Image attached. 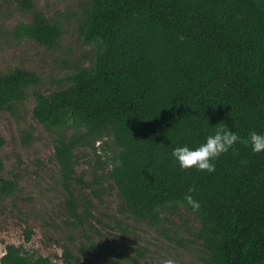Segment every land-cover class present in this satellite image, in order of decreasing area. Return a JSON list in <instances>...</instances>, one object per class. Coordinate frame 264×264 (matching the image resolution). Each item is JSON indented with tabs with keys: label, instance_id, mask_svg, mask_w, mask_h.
<instances>
[{
	"label": "trees",
	"instance_id": "1",
	"mask_svg": "<svg viewBox=\"0 0 264 264\" xmlns=\"http://www.w3.org/2000/svg\"><path fill=\"white\" fill-rule=\"evenodd\" d=\"M24 5L34 8L33 0ZM63 34L41 12L12 32L49 47ZM83 36L98 43L92 65L61 77L62 89L33 91L34 117L60 132L54 157L70 207L79 208L70 187L74 150L108 129L119 147L108 175L127 211L150 220L181 205L193 212L183 197L195 186L198 237L212 264H264V152L238 143L212 173L182 170L172 155L219 126L242 138L264 134V0H91ZM41 80L23 67L0 71V110L24 103ZM2 170L0 160V194L13 196L18 182ZM32 235L28 229L26 241ZM59 259L80 264L68 246ZM0 264L57 263L9 243Z\"/></svg>",
	"mask_w": 264,
	"mask_h": 264
},
{
	"label": "rangeland",
	"instance_id": "2",
	"mask_svg": "<svg viewBox=\"0 0 264 264\" xmlns=\"http://www.w3.org/2000/svg\"><path fill=\"white\" fill-rule=\"evenodd\" d=\"M33 2L30 9L24 0H0V71L23 67L42 79L24 103L12 111L0 110L1 175L16 180L19 187L13 196L0 194V257L5 246L13 243L51 256L57 264H61L64 246L70 247L80 264H160L165 258L176 264H212L198 237L200 222L183 205L167 208L159 220L140 218L125 209L124 199L108 175L119 151L108 129L74 150L76 179L70 187L79 208L70 207L54 157L60 132L46 129L34 117L33 91L62 89L61 77L92 65L98 43L83 36L91 0ZM37 12L63 27L56 45L13 37L14 27L30 21ZM28 132L32 133L30 141ZM64 133L72 135L71 130ZM28 229L33 230L30 241H26Z\"/></svg>",
	"mask_w": 264,
	"mask_h": 264
},
{
	"label": "clouds",
	"instance_id": "3",
	"mask_svg": "<svg viewBox=\"0 0 264 264\" xmlns=\"http://www.w3.org/2000/svg\"><path fill=\"white\" fill-rule=\"evenodd\" d=\"M238 143L250 146L254 153L264 152V134L253 130L249 132L247 137L242 138L231 129L219 126L212 134L206 137L205 142L195 149L188 146H178L173 150L172 155L178 161L182 170L195 168L197 171L212 173L215 171L214 161L230 150L237 151L235 145ZM195 192V186L189 187L183 197V202L193 212H198L201 204L194 198L193 193ZM160 264H176V262L171 258H165Z\"/></svg>",
	"mask_w": 264,
	"mask_h": 264
}]
</instances>
